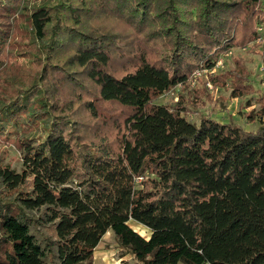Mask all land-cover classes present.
Wrapping results in <instances>:
<instances>
[{
  "label": "trees",
  "instance_id": "obj_1",
  "mask_svg": "<svg viewBox=\"0 0 264 264\" xmlns=\"http://www.w3.org/2000/svg\"><path fill=\"white\" fill-rule=\"evenodd\" d=\"M42 1L0 0V136L22 160L0 165L15 194L0 196V264H90L108 231L136 264H264V105L247 130L184 104L209 98L206 76L254 92L241 59L204 71L256 48L263 2Z\"/></svg>",
  "mask_w": 264,
  "mask_h": 264
},
{
  "label": "rangeland",
  "instance_id": "obj_2",
  "mask_svg": "<svg viewBox=\"0 0 264 264\" xmlns=\"http://www.w3.org/2000/svg\"><path fill=\"white\" fill-rule=\"evenodd\" d=\"M29 7H35L42 4V0H26ZM264 6V5H262ZM39 44H37L38 46ZM234 58L243 60V65L245 70L249 73V82L251 83L254 92L241 96L240 98H234L231 94V89L225 86H219L218 88H213L212 82L205 77L207 82L210 83L211 87H208L211 92L209 98L197 107L193 104H187V108L190 110H196L198 113L208 115L219 122H233L244 126L247 130H255L259 124L256 113L261 112V105H264V71L259 68L264 65V43L256 45V48L252 51L249 49H234L221 57V64L217 65L216 68L209 76L219 75L222 72L232 69L234 65ZM202 76V75H201ZM193 82L190 81V88L194 87L195 78ZM181 92L177 89L174 93H167L166 95L160 96L156 103L158 104H174L179 100V95ZM250 115L252 117L245 118V116ZM186 118L196 123L198 121L197 113H191L185 115ZM262 122L264 123V116L262 117ZM26 121V120H24ZM15 126V131L6 125L1 131L2 135L13 140L17 135L10 132H16L20 136L28 135L27 137H33L36 140L41 137L40 129L34 125L30 124L26 127L29 131L22 130L19 125L13 124ZM8 130H10L8 132ZM0 165L8 166L10 170L15 172H20L22 169V160L20 158L19 151L15 148L14 144L10 140H5L0 136ZM22 187L19 188L21 190ZM14 193L10 192L7 186L0 180V196L5 200L10 201L14 198ZM129 225L139 234L144 237H148L150 231L144 226L137 224L134 221H129ZM119 246L111 234L110 231L106 232L98 245L96 246L90 264H136L129 256L123 258L118 257ZM181 264V263H179Z\"/></svg>",
  "mask_w": 264,
  "mask_h": 264
},
{
  "label": "built area",
  "instance_id": "obj_3",
  "mask_svg": "<svg viewBox=\"0 0 264 264\" xmlns=\"http://www.w3.org/2000/svg\"><path fill=\"white\" fill-rule=\"evenodd\" d=\"M262 2H263V4H264V0H261ZM258 31H259V33H260V36L255 40V44H260V43H264V36L263 35H261V34H263V32H262V28L261 27H259L258 28ZM230 53V52H229ZM222 62H221V58L217 61V63H216V66L217 65H220ZM216 68V67H215ZM214 68V69H215ZM213 69V70H214ZM261 71H264V65H261L260 66V68H259ZM213 70H210V71H204V73H207V74H211L212 72H213ZM199 76H201V72L200 71H197L196 72V74H195V78L196 77H199ZM194 80H191V82H193ZM207 85H208V87H211L210 86V83L209 82H207ZM167 93H170V94H172V93H174V91H169V92H167ZM166 93V94H167ZM166 94H164V95H166ZM163 95V96H164Z\"/></svg>",
  "mask_w": 264,
  "mask_h": 264
},
{
  "label": "bare ground",
  "instance_id": "obj_4",
  "mask_svg": "<svg viewBox=\"0 0 264 264\" xmlns=\"http://www.w3.org/2000/svg\"><path fill=\"white\" fill-rule=\"evenodd\" d=\"M150 236V235H149Z\"/></svg>",
  "mask_w": 264,
  "mask_h": 264
}]
</instances>
